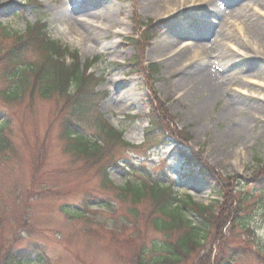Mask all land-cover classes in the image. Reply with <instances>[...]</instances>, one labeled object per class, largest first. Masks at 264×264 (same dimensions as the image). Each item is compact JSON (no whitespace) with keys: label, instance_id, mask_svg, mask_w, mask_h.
I'll return each mask as SVG.
<instances>
[{"label":"rangeland","instance_id":"rangeland-1","mask_svg":"<svg viewBox=\"0 0 264 264\" xmlns=\"http://www.w3.org/2000/svg\"><path fill=\"white\" fill-rule=\"evenodd\" d=\"M153 1L149 5L147 0H41L37 5L28 0H0V134L9 143L7 151L0 150V264L7 255L18 258V254L32 256L27 264L39 263L36 254L43 256L42 264H136L140 252H153V243L166 242L165 232L153 224L161 216L153 200L134 203L131 196L122 197L121 187L138 185L144 177L172 185L171 194L180 200L191 196L201 205L216 200L215 214L225 217L226 193L235 200L236 196L240 200L251 196L242 215L248 226L235 227L232 219L227 223L222 219L217 239L206 240L183 264H214L216 258L225 262L230 256L236 257L233 264H264V255L258 256L264 241V111L253 109L254 103L264 107V44L261 48L248 43L246 31L252 15L264 20L263 3L241 0L246 4L242 13L237 11L240 3L226 6L225 0H175L170 14L157 15L153 9L163 5L162 0ZM212 2L224 11L236 10L229 15L227 37L215 44L213 33L206 37L208 25L215 22L213 29L218 28ZM83 6L97 14H106L112 6L113 28L93 27L97 35L92 38L84 28L80 37L70 34L64 21L55 19L63 15L84 23L88 13L80 10ZM134 8L141 14L133 13ZM37 21L46 25L50 38L77 52L82 64L100 58L91 68L100 83L95 88L92 122L99 116L123 132L125 143L137 149L119 143L110 149L104 144L99 157L78 155L65 135L73 102L55 96L43 99L36 88L16 101L9 100L5 54L16 45L18 34ZM143 25V42H128L137 30H144ZM178 33L181 37L168 47L173 49L171 57L163 58L161 51L150 55L165 36L171 34L173 39ZM213 44L233 52L230 69L239 74L230 80L226 75L220 78L219 98L197 119L190 116L193 104L177 103L182 91L171 92L170 86L187 69L183 57L177 72L170 69L178 55L191 50L195 60L188 66L209 61L213 72H222L217 53L209 50ZM246 46L252 47V55ZM26 50L29 63H42L31 45ZM203 50L209 57H203ZM133 57L142 66H157L156 72L145 74L142 67L130 68L127 61ZM172 57L173 61H167ZM252 64L259 67L254 69ZM246 65L250 68L242 70ZM128 96L134 105L131 100L124 104L116 100ZM233 98L241 100L235 113V109H225ZM151 105L166 123L162 126L171 130L164 145L153 141L154 136L144 142V130L153 114ZM245 118L247 130L234 133ZM82 126L88 128L80 132L84 136H100L88 121ZM184 214L197 219L189 210ZM173 233L172 241L179 234Z\"/></svg>","mask_w":264,"mask_h":264},{"label":"trees","instance_id":"trees-1","mask_svg":"<svg viewBox=\"0 0 264 264\" xmlns=\"http://www.w3.org/2000/svg\"><path fill=\"white\" fill-rule=\"evenodd\" d=\"M143 30L140 33L138 42H143L142 38L145 36ZM146 39V38H144ZM16 45L6 53L5 58L7 62L8 73V91L14 88L7 96L16 101L22 98L28 89L33 93L34 89L38 90L43 99L50 97H63L67 98V102H73L71 108V120L65 131L69 139V147L73 149L78 155L85 156L86 158L99 157L100 153L104 152L102 145L106 144L110 149L115 144L123 143V134L113 129L107 122H102L100 118H95L92 122V110L96 105V98L98 93L95 88L100 84L99 79L90 73V65H83L76 52L70 51L69 48L62 47L57 41L54 42L48 38L46 25L40 23L34 24L29 27L26 34L20 35L17 39ZM136 42L135 39L130 42ZM31 45L32 50L36 56L40 57L42 63L39 61L36 64L27 63L25 57L27 46ZM137 47V45H136ZM70 57L72 62L67 64L66 57ZM130 68H143V73L153 72V68H146L142 63L134 60V57L127 62ZM140 72L139 70L136 73ZM11 84H10V83ZM13 86V87H11ZM38 87V88H37ZM153 105H151L149 116L150 124L145 130L146 141L154 136L153 141L157 143H165L171 130L162 126L166 124L157 116L158 112H153ZM88 121L89 128L92 130L96 126V130L100 133V138L96 136L87 138L80 132L88 128L82 126V122ZM93 138V139H92ZM100 143V144H99ZM8 140H5L3 135L0 134V150L6 151L8 148ZM111 158V157H109ZM113 164V163H111ZM213 172V171H211ZM227 184L223 186L225 189ZM228 186V185H227ZM170 188L163 184H158L156 181L143 179L138 185L128 183L126 187L120 188L122 197H132L134 203H139L143 199H152L153 204L158 207L160 217H156L153 224L160 232H165V241L159 245L153 243V252L142 251L136 258V264H183L189 260V257L195 254L200 248H203L206 240L214 238L217 239L219 231V224L223 219L224 221H231L234 226L245 228L248 226L247 220L243 218V212L248 205L251 196L247 195L241 200L236 196L226 193V200L224 201L225 214H215V205L219 203H212V205H201L187 197V200H178V198L169 191ZM222 189V188H221ZM228 190V188L226 187ZM223 190V189H222ZM222 205V206H223ZM222 208V209H223ZM189 210L196 215L197 219L191 220L185 216L184 211ZM231 215V217H229ZM169 219V220H168ZM178 231V236L174 241L170 240V235ZM218 232V233H217ZM171 242H174L173 244ZM258 256L264 255V241L260 244ZM220 253V252H219ZM262 253V255H261ZM37 261L42 264V255H38ZM2 260V264H27L32 262L30 255L18 254V258L7 255ZM30 256V257H28ZM145 256H149L145 259ZM263 257V256H262ZM235 256H230L229 261L216 260L214 264H233ZM34 262V264H39Z\"/></svg>","mask_w":264,"mask_h":264},{"label":"bare ground","instance_id":"bare-ground-1","mask_svg":"<svg viewBox=\"0 0 264 264\" xmlns=\"http://www.w3.org/2000/svg\"><path fill=\"white\" fill-rule=\"evenodd\" d=\"M147 1H148L149 5H151L152 2H154L153 0H147ZM174 1L175 0H164V1L162 0V2H160V3L163 5L158 4L153 9V11L157 15H159V14L168 15L171 12L170 10H172V8L174 6V4H173ZM239 1H241V0H225L224 3L226 6L228 5V6L233 7L234 5H238L240 3ZM252 1L253 2L256 1V2L261 3V4L263 3V6H264V0H252ZM100 2L101 1H99V2L97 1L98 4ZM210 5L212 6V8H214L213 19L214 18L216 20L219 19L220 23L218 22V25H216V27L218 26L217 30L213 29L215 26V22H213L214 24L212 23L213 25H208L209 29L206 32V37L213 33V37H212L213 41L212 40L211 41L215 44V43H218V41H222L225 39V37H227V33H226L225 28H226V25H230V23H229V21L231 20L230 16L234 15L236 10L235 11H229V10L224 11V9H221L215 2H212ZM245 5L246 4H243V2H241L237 7V11H241L242 13H245V10H246ZM109 7H110L108 9L109 11L107 10L106 14H100V13L97 14L96 12H91V10L88 9V7L84 8V6H83V8H81V9L79 7V9L81 11L87 10V13H88L87 14L88 18L86 19V22H84V23L83 22L80 23L78 20L72 21V18H69L67 20V19H65V16H63V15L56 16L55 19L57 21H64L65 25L68 27V30H70L69 31L70 34L79 35L81 37V35L84 31V28H86L89 30V33H88L89 38H92L93 37L92 35H94V36L97 35V33H96L97 31L94 28L97 29V27L100 25L102 27L106 28L107 30H110L113 28V26L111 25V20L113 18V14L111 12L112 6H109ZM79 9H77V10H79ZM133 13H135L137 15L141 14V12H139V8H138V10H137V8H134ZM252 17L253 18L250 17L251 22L249 23L250 24L249 28L246 27V29H247L246 31L249 33L248 43H253V44L257 45L258 47L262 48V46L264 44V20L263 19L262 20L255 19V17L253 15H252ZM226 18H228V19H226ZM66 22H67V24H66ZM86 26H88V27H86ZM185 26H188V24L183 25L182 29ZM202 27L200 26V29H202ZM98 29H99V27H98ZM211 30H214V31H211ZM170 36L172 37L171 34H170ZM171 37L165 36L162 43L158 44L154 48V50L150 53V55H153V56H154V54L158 55L159 52L161 51L163 53V54H161V56L163 58L165 56L171 57V55H172L171 52H173L172 51L173 49L170 50L168 47H170L172 44L175 43L174 41L176 38H178V37L180 38L181 36H180V33H178V34L174 35L173 39H170ZM214 44H213L214 48L212 47L209 50L211 52L213 51V52L217 53V55H218L217 63L219 64L220 69H222V72L221 71L219 72V69H218V72L217 71L213 72L212 68L209 65V63H210L209 61L208 62H205V61L199 62L198 65L193 66V67L188 66V65H191V63L195 60V56L192 53H190L191 50H188V51L186 50V53L178 55V58L176 59L177 63L175 65V67H172L170 69V71H172V73L177 72V70L175 68H179L180 66H182V64H179V62H180L179 60H180V58L183 57L182 63H185L187 65V69H184V71L181 73L182 76L175 81L173 86H170V87L172 89L171 92H173V93L176 92L175 94L180 93L182 91L181 96L177 100V103L179 105H182L183 102H186V101H188V103L190 102L191 104H193V106H192L193 108H192V112H191L192 114H190V116L193 118L195 117L197 119L198 118L200 119V117H202L206 113V111L208 109L207 106L212 104V100L219 98L218 97L219 92H217L216 89L218 87L217 83L220 82V78H222L224 75H226L227 78L230 80L231 78H233L234 76L239 74L237 72H234L235 70L231 71V69H230L229 59H230V57L233 56V52L232 51L229 52V51L225 50V48H223L222 45H220V44H219V46H216ZM245 48H247L246 51H249V52L252 51L251 50L252 47L250 48V47L246 46ZM202 53H203V57L207 58L208 52L206 50H203ZM252 53L253 52H251L250 55H252ZM168 60L173 61L174 58L172 57L170 59H167V61ZM263 65H264V62H263V64H261V66H263ZM252 67L255 69V68H258L259 65L252 64ZM249 68H250L249 65H246L241 69L247 70ZM263 68H264V66L261 69H263ZM241 69H240V71H241ZM216 92H217V94H215ZM200 97H201V99H199ZM116 100L119 104H124L131 99L128 96L127 100L123 99L122 97H118V99H116ZM240 102H241L240 99L233 98L232 103L226 104L225 109L230 110V111H232V109H235V111H234V113H235L240 108ZM130 104L134 105L135 103H132V100H131ZM253 105H254L253 109H256L259 111H264V107L261 104L254 103ZM247 124H249V123H248V120L245 118L241 123H239L237 126H235V129H234L235 132L234 133L238 132L241 134L242 132L247 130L246 129Z\"/></svg>","mask_w":264,"mask_h":264}]
</instances>
